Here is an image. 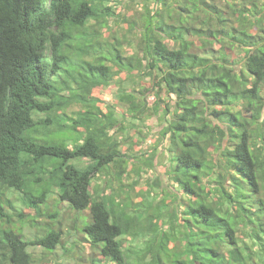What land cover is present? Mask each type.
Masks as SVG:
<instances>
[{
  "label": "clouds",
  "instance_id": "obj_1",
  "mask_svg": "<svg viewBox=\"0 0 264 264\" xmlns=\"http://www.w3.org/2000/svg\"><path fill=\"white\" fill-rule=\"evenodd\" d=\"M35 3L23 54L37 91L79 110L52 108L46 126L27 105L0 116L38 162L60 165L43 199L0 178V264H175L177 251L264 264V223L241 212L264 222V0H88L73 23L62 0Z\"/></svg>",
  "mask_w": 264,
  "mask_h": 264
},
{
  "label": "trees",
  "instance_id": "obj_2",
  "mask_svg": "<svg viewBox=\"0 0 264 264\" xmlns=\"http://www.w3.org/2000/svg\"><path fill=\"white\" fill-rule=\"evenodd\" d=\"M52 6L53 8L57 7L55 2ZM39 7L35 0H0V28L4 29V31H0V107L6 105L9 109L8 113L0 112V116H6L9 113L15 116L18 109L27 105L28 116L25 119L36 120V118H39L37 122L46 126L53 119L45 115L50 109L62 108L66 105L70 106L73 111H78L79 109L75 99L70 102L64 91L56 95L55 99L49 96L48 92L37 91L39 80L38 78L34 80L30 71V68H34V65H30L23 53L31 48L34 29L30 15L36 12ZM59 10L68 14L65 15L64 19L70 23L75 22L69 20L70 16L84 19L92 12V9L88 7V0H62ZM9 25H12V27H8ZM71 47L72 45L70 44L69 48ZM13 49L17 51H13ZM66 59L71 62L70 56L66 57ZM64 74L68 76L69 70L65 69ZM69 79H71V76H69ZM54 87L49 86L48 91H51ZM93 91L97 90L94 89ZM105 91L101 93L104 98H106ZM42 95L47 97L48 102L36 103V97ZM75 95L74 93L73 96L75 97ZM61 116L66 119L67 113H61ZM19 122V119H17L16 123ZM65 132L69 133V129L59 127L56 129L55 134L60 136ZM28 157H32V160H29ZM42 159L43 163L37 161L33 153L20 143V138L14 135L11 127L0 125V178L10 179L11 174L27 186L39 190L41 195L37 199H43L46 188L49 190V188L55 187L50 181L45 182L44 177L57 172L60 165L58 158L49 156L47 153L43 155ZM68 180L69 177L64 175L63 180L59 182V186L63 188ZM249 183L254 184L253 193L259 191L258 183L254 181ZM242 198H245L244 194H242ZM28 203L29 205H34L35 201L29 200ZM252 203L257 204L255 200ZM237 206L240 207L239 205ZM257 211L264 212V202L257 206ZM190 212L194 220L207 225V217L203 220L199 219V209L192 208ZM241 212L246 216L254 217L249 223H264L258 217H255L251 209L241 207ZM219 219L223 218L220 217ZM186 223L191 224V221H186ZM260 232L264 233V226L260 227ZM257 239H259L258 235ZM188 247L190 248V245ZM188 254L190 255L191 253L189 252ZM175 257V264H195L194 259L192 261L183 259L181 251H177Z\"/></svg>",
  "mask_w": 264,
  "mask_h": 264
},
{
  "label": "rangeland",
  "instance_id": "obj_3",
  "mask_svg": "<svg viewBox=\"0 0 264 264\" xmlns=\"http://www.w3.org/2000/svg\"><path fill=\"white\" fill-rule=\"evenodd\" d=\"M111 92L110 91H108V90H106L105 91V96H106V98H109V97H111ZM60 134H62L61 132H59ZM69 133H67V132H65V133H63V135L64 136H66V135H68ZM59 135V134H58ZM83 163V162H82ZM53 187H51V188H49V190H51ZM179 252V251H178Z\"/></svg>",
  "mask_w": 264,
  "mask_h": 264
}]
</instances>
